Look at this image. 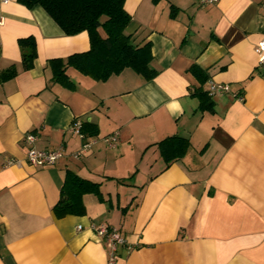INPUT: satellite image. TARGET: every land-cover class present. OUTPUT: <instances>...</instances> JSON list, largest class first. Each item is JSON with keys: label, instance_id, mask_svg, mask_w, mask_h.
<instances>
[{"label": "crops", "instance_id": "0c3cea01", "mask_svg": "<svg viewBox=\"0 0 264 264\" xmlns=\"http://www.w3.org/2000/svg\"><path fill=\"white\" fill-rule=\"evenodd\" d=\"M124 9L125 32L150 43L154 77L126 68L97 81L68 67L69 89L50 61L87 51L88 33L67 35L41 6L0 0V264H105L92 223L125 238L116 264H264V68L255 50L264 0H125ZM28 42L35 56L25 69ZM193 66L230 92L210 96ZM74 120L96 128L85 149ZM28 131L38 149L63 157L28 164ZM114 132L108 148L102 138ZM173 135L189 146L167 163L158 142ZM68 170L99 183L100 194L82 195L83 213L58 217Z\"/></svg>", "mask_w": 264, "mask_h": 264}, {"label": "trees", "instance_id": "16d2710c", "mask_svg": "<svg viewBox=\"0 0 264 264\" xmlns=\"http://www.w3.org/2000/svg\"><path fill=\"white\" fill-rule=\"evenodd\" d=\"M21 4L31 8L41 6L67 35H74L86 31L89 36L90 47L87 51L74 53L65 59L50 61L53 79L74 88L66 70L72 67L81 74L97 81H105L112 75L120 74L130 68L145 79H151L156 70L150 66L152 53L149 41L141 45L134 42L135 37L126 33L125 28L131 20L124 9L125 0H18ZM156 1V0H154ZM101 27L106 37H101L98 28ZM22 51V61L25 69L32 66L35 56L33 42H28ZM192 73L204 83L207 74L204 70L193 66ZM11 72H2V76H10ZM200 107L209 105V96L198 92ZM81 132L84 137L96 134L95 126L82 124ZM189 146L187 138L168 136L158 142L161 155L167 163L184 155ZM85 193L99 192V183L82 178L71 171L65 173L64 182L60 189V198L54 205L56 216L79 214L84 212L81 198Z\"/></svg>", "mask_w": 264, "mask_h": 264}, {"label": "built area", "instance_id": "2783aa9c", "mask_svg": "<svg viewBox=\"0 0 264 264\" xmlns=\"http://www.w3.org/2000/svg\"><path fill=\"white\" fill-rule=\"evenodd\" d=\"M2 2H7L8 0H1ZM200 6H206L214 4L217 0H197ZM257 53V65L259 68H264V38H262L255 48ZM206 92L210 95H218L222 93L230 92L229 85L227 83L217 82L212 79L206 81ZM242 100V97H238ZM82 123L79 120L72 121L70 125V130L80 137L83 138L84 144L83 149L91 145L92 141H86L83 133L81 132ZM37 139L36 134L33 132H26L22 141L27 146L25 159L26 162L32 166H43L54 164L63 157V151L61 148L56 149H38L35 146V141ZM103 142L108 148H114L117 145L118 137L117 132L106 135L102 138ZM80 152L75 154V157L79 155ZM91 228L96 235L97 239L103 244L105 251V264H116L117 261V250L118 247L125 244V238L122 236L117 228L108 226L104 223H92Z\"/></svg>", "mask_w": 264, "mask_h": 264}]
</instances>
